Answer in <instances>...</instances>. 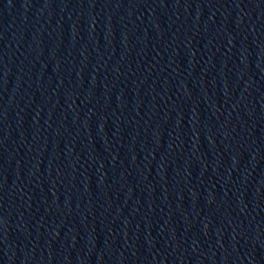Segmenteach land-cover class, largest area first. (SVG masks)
I'll return each mask as SVG.
<instances>
[{"label": "water", "instance_id": "1", "mask_svg": "<svg viewBox=\"0 0 264 264\" xmlns=\"http://www.w3.org/2000/svg\"><path fill=\"white\" fill-rule=\"evenodd\" d=\"M0 264H264V0H0Z\"/></svg>", "mask_w": 264, "mask_h": 264}]
</instances>
